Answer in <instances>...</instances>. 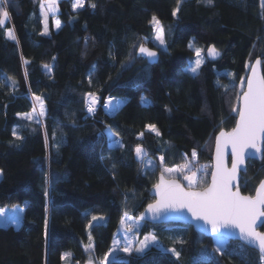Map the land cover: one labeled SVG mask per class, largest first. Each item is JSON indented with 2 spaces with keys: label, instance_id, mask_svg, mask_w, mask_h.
Here are the masks:
<instances>
[{
  "label": "trees",
  "instance_id": "16d2710c",
  "mask_svg": "<svg viewBox=\"0 0 264 264\" xmlns=\"http://www.w3.org/2000/svg\"><path fill=\"white\" fill-rule=\"evenodd\" d=\"M74 2H58L46 34L40 0H11L0 25V209L23 213L19 228L0 226V264H99L123 216L139 217L153 202L161 172L137 161L136 146L170 169L192 162L195 150L209 181L215 137L236 125L239 79L257 58L264 75V0H85L73 10ZM153 16L164 49L153 43ZM141 44L157 62L139 57ZM209 47L220 58L187 71L195 49L206 57ZM88 93L101 106L108 97L124 105L112 117L101 106L89 116ZM35 96L45 107L42 123L21 118L33 112ZM107 128L118 138L114 148ZM262 180L264 159L248 166L242 193L253 196ZM145 236L156 245L110 264H264L239 242L217 252L214 239L187 225L144 223Z\"/></svg>",
  "mask_w": 264,
  "mask_h": 264
},
{
  "label": "snow or ice",
  "instance_id": "6c2138e0",
  "mask_svg": "<svg viewBox=\"0 0 264 264\" xmlns=\"http://www.w3.org/2000/svg\"><path fill=\"white\" fill-rule=\"evenodd\" d=\"M208 2L211 3L212 0H208ZM10 3L11 0H0V25H3L9 18L7 6L10 5ZM45 5H47V8H45ZM83 6L84 0H75L72 5L73 10ZM91 6L93 8L96 7L95 4ZM262 7H264V4H262ZM40 8L45 19L44 31L46 34L48 12L54 13L58 11V0H40ZM173 15H176V10L173 11ZM152 23L157 33L155 41H158L160 45H164L165 34L163 26L155 16L152 17ZM60 26V21L57 20L56 27L59 28ZM7 35L9 39H15L11 30H8ZM134 47L136 46L134 45ZM189 47H192V45L189 44ZM139 52L149 59H154L157 56L155 51L150 50L143 44L139 45ZM201 52L202 49H195L197 58L194 65H189L186 69L187 71L193 74L197 73L203 62ZM207 54L212 58L219 56V52L215 47H209L207 49ZM261 63L262 60L260 58L255 60V64L252 67V74L247 80L246 91H242L241 95L237 97L241 106L238 112L239 120L236 127L233 128L231 132L221 131L216 138V164L215 170L211 173V183L202 187L200 191H186L175 179L165 178V173H171L177 169L164 168L161 172L159 182L154 185L159 199L156 203L148 205V212L152 213L155 218L162 210H187L191 213L194 220L204 221L205 225L209 227V230L213 234H222V229L229 230L231 228H237L239 229L240 238L249 245L258 247L262 256H264V233L256 230L257 220L260 217H264V180L259 183L254 198L251 196H242L239 190H232V184L236 179L237 172L245 162L246 150L253 149L255 152H260L261 148L259 145L261 140L264 139V75L258 74L257 70ZM93 69H95V65H93ZM89 75L91 76V73ZM243 83L242 80V88ZM87 96V111L89 113H94L96 111V104L99 100L92 93H88ZM34 99L40 101L39 96H35ZM113 100V97H108L103 107L106 110H110ZM142 102L147 103L148 101L146 98H142ZM40 107V115L43 116L42 102ZM35 111L36 109L33 108V113H35ZM233 111L235 112L236 108H233ZM22 118L31 121L33 120V115L26 114ZM147 127L154 131L157 136L160 135L155 125H148ZM108 132L111 134L112 130L109 128ZM13 135L17 140L22 138L16 133L15 129L13 130ZM140 136L142 137L143 133H141ZM228 145H231L232 148L231 170L224 166L222 153V146L227 147ZM121 147H123V145H121ZM135 154L137 159L141 161L146 157V152L140 145L136 146ZM196 155L197 153L194 150L192 152L193 158H195ZM248 155H251V153H248ZM163 159V157H160L161 162H163ZM147 166L151 167V162H149ZM185 168L190 175L185 174L184 179L188 181L187 187L191 189L197 184L196 172L187 164L180 166V169ZM45 194L47 195V189H45ZM3 215H5V213L0 212V216ZM92 219L97 220L98 217L93 216ZM99 219H102V217ZM121 224H124V220H121ZM132 227V225H129L128 230L131 231ZM150 238L153 240L155 239V237L145 236L144 240L148 241ZM89 240H91V236H89ZM142 245V247H138L135 250L137 252H142L144 248L147 247V244L142 242ZM90 247L91 245L85 248V251H88ZM122 250L128 253L132 251L131 247H124ZM172 251L179 257L178 252H175V250ZM216 251L222 252L223 248L219 247ZM69 255L70 253H64L62 259H65ZM105 261H107V255L99 264H105ZM88 264H92L91 258Z\"/></svg>",
  "mask_w": 264,
  "mask_h": 264
},
{
  "label": "rangeland",
  "instance_id": "374dc122",
  "mask_svg": "<svg viewBox=\"0 0 264 264\" xmlns=\"http://www.w3.org/2000/svg\"><path fill=\"white\" fill-rule=\"evenodd\" d=\"M59 1L60 0H58V2ZM45 8H47V5H45ZM58 12H59V10L54 12V13L53 12H48V17L49 16H55V15H57ZM42 16H43V14H42ZM43 18H44V16H43ZM56 21H57V19L55 18V28L58 29L56 27ZM47 26H48V24H47ZM154 28H155V26H154ZM44 30H45V20H44ZM156 34L157 33L155 31V36H156ZM153 43L158 48H161V49L165 48V44L164 45H160L158 41H155V37L153 39ZM201 56L203 57V62H202V64H203L204 61L206 60V57H205V54H204L203 51L201 52ZM196 58H195V60H196ZM194 62L195 61L191 62L190 64L194 65ZM249 69L250 68H248V70ZM248 70H247V74H248ZM198 71H199V69H198ZM246 77L247 76H242L239 79L238 83H239L240 87H241V81L242 80L244 82L243 83V87H245ZM41 102L42 101H37L36 100V102H35L36 111H35V113H33V112L30 113V114L33 115V120L28 121V122H40V123H42V119H43V117L45 115V107H44V104H43L44 115L41 116L40 115V112H41L40 104H41ZM148 103H149V101L147 103L143 102V105L146 106ZM238 108H239V101H238ZM23 116H21V118ZM23 120H25V119H23ZM149 162H151V165H152L151 167L147 166ZM196 162H197V159L195 157L192 162H186L183 165L187 164L189 167H191L193 169V171L196 172L197 184L194 185L192 187V189H202V187L206 186L208 184V182H209L208 181V171H207V168H206L205 165H200V164H198ZM144 164H145V168L147 170H149V171L160 170V172H162L164 168H167V167H165L163 165V162H161V161L154 162L153 160H151V159H149L147 157H145ZM168 169H170V168H168ZM172 169H177V170L173 171L171 173H165L164 174L165 177L167 179L168 178L178 179L179 181H181L187 187L188 181L184 179L185 174H189L190 175V173H188L187 169L186 168L185 169H180V166L176 167V168H172ZM0 212L5 213V215L0 216V226H5V227L14 226L15 228H19L20 227V225L22 223V219H23V213H22V210L19 207L0 209ZM122 220H124V224H120V226H119V228H118V230H117V232H116V234H115V236L113 238L112 246H111L110 251H109L110 255L108 253L107 261H105V264H110L114 259H117L120 256L130 255L131 253H133V251L136 248L143 246L142 242L147 244V247H145L143 251H146V250H148L151 247L156 245L155 239L153 240V239L150 238L148 241H145L144 239L140 240V234H141V231L143 229L144 223L138 221V217L137 216H133V215L127 213V214H125L123 216ZM129 225L133 226L131 231L128 230V226ZM149 237H151V236H149ZM227 242H228L227 240L222 239V238H214L215 249H217L219 247L224 248L225 244ZM124 247H131V249H132L131 253L123 251L122 249ZM217 252H220V251H217Z\"/></svg>",
  "mask_w": 264,
  "mask_h": 264
},
{
  "label": "water",
  "instance_id": "95a60500",
  "mask_svg": "<svg viewBox=\"0 0 264 264\" xmlns=\"http://www.w3.org/2000/svg\"><path fill=\"white\" fill-rule=\"evenodd\" d=\"M139 57L149 59L146 56H144L143 54H141L140 52H139ZM206 58H207L208 61L214 62V61H216V60H218L220 58V54H219V56H217L215 58H212V57L208 56V54L206 53ZM157 59H158V55L154 59H149V60L151 62H157ZM254 64H255V61L251 64L250 69L248 71V74H247V77H246L245 88H244L243 91H246L247 80L252 74V67L254 66ZM257 70H258V74L263 75V61H262L261 65L258 66ZM240 106L241 105H240V102H239V108H240ZM238 112H239V110H238ZM238 120H239V116L237 117L236 124H237ZM235 127H236V125H235ZM231 131H232V129L230 131H224V132H231ZM219 134L220 133H218L216 135V137H215V144H214L213 157H212V172L215 170V164H216V138L219 136ZM259 146L261 148L260 152H255V150H253V149L246 150L245 162L241 166L240 170H238L236 179L233 181L232 190L233 191L239 190V192H240V194L242 196H250V195H244L242 193V191H241V182H242L243 176L247 174L248 166L252 162L261 163L263 161V159H264V139L261 140ZM222 153H223V159H224V166L227 169L231 170V166H232V148H231V145H228L227 147L222 146ZM248 153H251V155H248ZM137 161H140V160L137 159ZM160 175L161 174H159V176H158V182H159V179H160ZM175 180L182 187H184L186 191H189V190H191V191H200V190H202V189H192V188L189 189L188 187H186L178 179H175ZM210 183H211V176H210L208 184H210ZM255 195H256V191H255V194L253 196H251V197L254 198ZM150 197L153 199V202L151 204L156 203V201L159 199L158 195L156 194L155 187L151 190ZM138 221L143 222V223H148L150 225H166V224L187 225V226L191 227L196 233L204 236L205 238H210V239L222 238V239H225L227 241L239 242V243L245 245L246 247L258 252L259 255L264 259V256H262V254H261V252H260L258 247L249 245L247 242H245L243 239L240 238L239 229H237V228H231L229 230H223L222 229L221 230L222 234H213L209 230V227L207 225H205L204 221H202V220L201 221L194 220L192 218L191 213L188 212L187 210H183V211L162 210L161 213L158 214L154 218L153 214L148 212V206H147L144 209V211L139 215ZM263 228H264V217H260L257 220V223H256V230L259 231V232L264 233L262 231ZM86 264H88V263H86ZM92 264H95V263H92Z\"/></svg>",
  "mask_w": 264,
  "mask_h": 264
},
{
  "label": "built area",
  "instance_id": "2783aa9c",
  "mask_svg": "<svg viewBox=\"0 0 264 264\" xmlns=\"http://www.w3.org/2000/svg\"><path fill=\"white\" fill-rule=\"evenodd\" d=\"M84 1H85V0H84ZM106 100H107V99H106ZM106 100H105V101H106ZM105 101H104V102H105ZM87 103H88V102H87ZM103 104H104V103H103ZM103 104H102V106H101V103L98 102V103H97L96 111H97V110L100 108V106H101V108L103 109V111H104L108 116L112 117V116H114L115 114H117V113L122 109V107H123V105H124V102H123L122 99L114 98V100H113V104H112L110 110H106V109L103 107ZM117 105H118V107H117ZM96 111H95L94 113H89V112H88L89 116H94L95 113H96ZM108 129H109V128H107V129L105 130V135H106V137L108 138V143H109L110 148H114L115 145H116L117 142H118V138L114 135L113 132H111V134H109Z\"/></svg>",
  "mask_w": 264,
  "mask_h": 264
},
{
  "label": "bare ground",
  "instance_id": "6f19581e",
  "mask_svg": "<svg viewBox=\"0 0 264 264\" xmlns=\"http://www.w3.org/2000/svg\"><path fill=\"white\" fill-rule=\"evenodd\" d=\"M96 108H97V104H96Z\"/></svg>",
  "mask_w": 264,
  "mask_h": 264
},
{
  "label": "crops",
  "instance_id": "0c3cea01",
  "mask_svg": "<svg viewBox=\"0 0 264 264\" xmlns=\"http://www.w3.org/2000/svg\"><path fill=\"white\" fill-rule=\"evenodd\" d=\"M60 27H61V26H60ZM60 27H59V28H60ZM59 28H58V29H59Z\"/></svg>",
  "mask_w": 264,
  "mask_h": 264
}]
</instances>
